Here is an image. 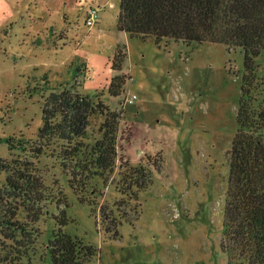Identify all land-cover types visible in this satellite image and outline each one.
<instances>
[{"label":"rangeland","instance_id":"1","mask_svg":"<svg viewBox=\"0 0 264 264\" xmlns=\"http://www.w3.org/2000/svg\"><path fill=\"white\" fill-rule=\"evenodd\" d=\"M118 4L0 0V161L9 167L0 171V264H55L59 233L93 251L79 249L73 264H226L219 242L226 153L248 74L242 49L131 38L116 27ZM90 7L100 16L88 27ZM117 46L126 48L118 71L111 60ZM252 63L246 104L255 97L258 106L264 51ZM120 72L130 78L112 96L108 85ZM64 88L93 102L98 94L120 114L111 171L93 175L59 156L62 140L39 138L42 109L56 107ZM103 119L90 118L87 145ZM12 169L41 183L35 197L6 185Z\"/></svg>","mask_w":264,"mask_h":264},{"label":"trees","instance_id":"2","mask_svg":"<svg viewBox=\"0 0 264 264\" xmlns=\"http://www.w3.org/2000/svg\"><path fill=\"white\" fill-rule=\"evenodd\" d=\"M116 27L131 38L151 37L156 44L170 38L186 43L220 42L242 49L248 74L241 86L237 130L226 153L228 177L219 246L226 264H264V103L256 106L253 97L246 104L253 90L247 85L253 78L252 59L264 51V0H119ZM125 55V46H117L111 59L113 69L120 70ZM129 78L121 72L113 76L109 94L118 95ZM94 97L96 102L64 88L55 95L56 107L42 109L38 136L48 142L62 140L59 156L63 160L75 159V165L85 166L93 175H103L115 165L120 114L111 111L98 94ZM95 114L104 119L99 137L87 145L89 120ZM5 142L14 144L11 138H5ZM37 152L41 153L39 149ZM3 170L8 171L9 167L0 161V171ZM135 173L143 176L138 170ZM5 183L28 198L35 197L41 188L33 176L16 175L15 169ZM81 248L93 255L90 247ZM81 248L69 235L59 233L54 239L53 262L73 264Z\"/></svg>","mask_w":264,"mask_h":264},{"label":"built area","instance_id":"3","mask_svg":"<svg viewBox=\"0 0 264 264\" xmlns=\"http://www.w3.org/2000/svg\"><path fill=\"white\" fill-rule=\"evenodd\" d=\"M99 12L100 9H96L94 7H90L85 12V21L84 24L88 27H91L99 20ZM136 98V95L132 96H126L124 100L121 102L122 107H124L127 104H130L133 102V100Z\"/></svg>","mask_w":264,"mask_h":264}]
</instances>
